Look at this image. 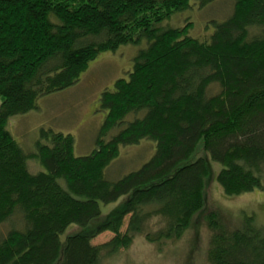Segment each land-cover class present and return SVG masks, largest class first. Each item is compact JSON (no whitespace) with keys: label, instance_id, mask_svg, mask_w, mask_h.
<instances>
[{"label":"trees","instance_id":"trees-1","mask_svg":"<svg viewBox=\"0 0 264 264\" xmlns=\"http://www.w3.org/2000/svg\"><path fill=\"white\" fill-rule=\"evenodd\" d=\"M192 2L0 0V264H101L138 236L179 239L207 209L212 162L226 196L264 189V0H234L204 39L160 28ZM142 40L128 77L101 96L106 116L90 154L77 156L75 138L53 130L28 153L8 130L100 54ZM144 139L155 143L149 161L111 177L122 147ZM198 147L203 156L188 162ZM251 219L206 216L209 264H264V227Z\"/></svg>","mask_w":264,"mask_h":264},{"label":"rangeland","instance_id":"rangeland-1","mask_svg":"<svg viewBox=\"0 0 264 264\" xmlns=\"http://www.w3.org/2000/svg\"><path fill=\"white\" fill-rule=\"evenodd\" d=\"M190 5V9L174 15L160 28H190L189 36L204 39L213 32L216 23L224 21L231 14L234 0H198ZM146 46L147 42L142 40L139 45H123L116 52L100 54L74 86L41 98L37 109L13 117L8 123V130L28 153L35 151L42 130H53L71 134L75 138L77 156L90 154L96 148L106 116V112L100 108L103 92L113 90L118 79L128 77L134 58ZM216 91L213 89L214 93ZM115 133L116 130L111 131L104 139L108 140ZM154 153L155 143L150 139H144L135 146L122 147L119 158L113 163L115 167L110 169V176L114 178L138 170ZM201 156L203 152L198 147L188 162ZM29 165L34 174L43 171L34 160H30ZM221 168L220 164L212 162V175L206 187L207 209L193 219L190 228L179 239L160 245L148 243L144 237L138 236L128 249L103 255L101 264H209L207 254L211 231L206 216L211 212L218 213L222 220L227 219L234 226H243V221L249 217L253 224L264 227V189L228 197L215 179ZM103 208L105 216L117 206ZM75 227L66 231L63 241L76 232V229L73 230ZM111 237V233H104L94 238V243L106 242Z\"/></svg>","mask_w":264,"mask_h":264}]
</instances>
